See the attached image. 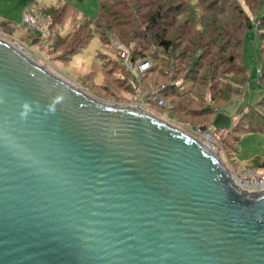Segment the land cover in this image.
I'll list each match as a JSON object with an SVG mask.
<instances>
[{
  "label": "water",
  "instance_id": "obj_1",
  "mask_svg": "<svg viewBox=\"0 0 264 264\" xmlns=\"http://www.w3.org/2000/svg\"><path fill=\"white\" fill-rule=\"evenodd\" d=\"M236 178L0 39V264H264V192Z\"/></svg>",
  "mask_w": 264,
  "mask_h": 264
},
{
  "label": "trees",
  "instance_id": "obj_2",
  "mask_svg": "<svg viewBox=\"0 0 264 264\" xmlns=\"http://www.w3.org/2000/svg\"><path fill=\"white\" fill-rule=\"evenodd\" d=\"M98 1L99 9L96 16L82 14L78 6L70 0L60 3L64 7L66 6L68 11L72 10L87 18L85 25H80L81 28L83 27L82 30L94 25L104 43L110 42L113 38L117 39L121 46L119 49L129 53V60L134 65L138 64L140 60L151 61L150 68L142 72L139 79L135 77L134 71L121 64L123 69H126L127 75L135 80V89L142 91L146 82L151 83L150 79L153 75L166 77L165 80L156 82L145 93L149 94L153 90H159L164 105L156 103L149 97L146 99L147 102L153 103L159 108L168 107L181 110L185 114L205 113L206 116H209L208 118L211 117L213 120L221 107L214 102L215 99L218 100V96H222L218 101H221V98L225 96H231L226 100L229 102L233 98L241 96L243 92L238 90L232 95L230 92L233 93L234 88H223L220 79L223 77L231 85L236 83L237 87H243L249 83L250 71L245 63L244 45L247 33L253 28V19L250 13H253L254 8L248 5V1L244 0L245 4L241 0H200L201 3H198V0L195 3L193 0ZM64 7L62 14L65 12ZM58 9V7L51 11L42 9L51 20L49 23L51 35L55 32L53 26L56 19L53 13H56L54 11ZM226 10L236 12L232 20L237 23L234 26L236 29L239 31L243 29L241 34L231 33L225 26L221 27L218 19L214 17L222 14L223 11L227 12ZM184 17L185 23H179V20ZM190 25L194 30L186 36H182L183 29L185 27L188 29ZM258 26L260 36L264 35V13L261 15ZM197 28H202V30L197 31ZM27 31L37 38L44 37L41 31ZM96 33L91 32L84 37L83 33H77L72 41L71 52L75 53L77 48L84 47L86 40L94 37ZM257 36L261 43L258 54L259 81L264 84V45L259 35ZM225 37L230 40L226 44L222 41ZM66 40L62 39V42H66ZM130 47L132 49L128 51L126 48ZM230 49L232 52L228 54ZM181 78L184 82H191L193 88L185 90L177 85ZM211 90L215 91L213 98L208 97V94L212 95L209 93ZM167 96L172 97L170 101L167 100ZM241 113V121L232 127L236 134L235 148L237 150L241 132L264 131V97L257 103L249 104ZM260 167L264 169V160Z\"/></svg>",
  "mask_w": 264,
  "mask_h": 264
},
{
  "label": "rangeland",
  "instance_id": "obj_3",
  "mask_svg": "<svg viewBox=\"0 0 264 264\" xmlns=\"http://www.w3.org/2000/svg\"><path fill=\"white\" fill-rule=\"evenodd\" d=\"M70 1L78 6L82 14L96 16L98 12V0ZM195 1L197 2V0H193L194 3ZM198 1V3H201L200 0ZM241 1L245 4L244 0ZM245 1H248V5L254 8V14L252 12L250 13L253 19V28L247 33L244 45V58L250 71V81L243 87H237L236 83H232L231 85L223 77L220 79L223 88H234L233 93L230 92L232 95L238 90H242L243 92L241 96L235 97L229 102H226V100L231 98L230 95V97L225 96V100V97L221 98V101L218 100L222 96H218V100L215 99L214 102L221 107L213 120H211V117L208 118L209 116H206L205 113H198L197 115L185 114L181 110H174L168 107L159 108L153 103L147 102L146 99L152 91L149 94L145 93L150 90L156 82H161L165 80L166 77L162 75H153L150 79L151 83L146 82L145 88L142 91L135 89V80L127 75L126 69H123L121 65L123 64L126 66L124 57L122 56L123 51L119 49L121 48L119 41L113 38L110 42L104 43L99 32L95 30L94 25L93 27L82 30L83 27L81 28L80 25H85V19L87 18L83 17V15L76 14L72 10L68 11L66 6L64 7L63 4L60 3L64 2V0H37L35 3H33V0H0V14L4 15L0 16V39L6 40L17 46L41 65H44L55 74L81 87L102 101L134 108L141 107L146 112L191 133L205 145L208 147L210 146V149L218 152L233 174L243 179L248 178L250 181H253L254 176H246V172L249 171L251 175H254L256 170H263L260 165L262 160H264V131L241 132L239 134L240 137L237 150L235 148L236 134L233 132L232 127L241 121V111L243 112L249 104L257 103L264 97V84L259 81L260 74L258 67V54L261 49V43L257 36L259 35L264 45V35L260 36V29L258 26L261 15L264 13V11H262L264 8V0ZM28 3L29 5L32 3L33 9L39 12L41 17L39 21L42 31L36 30L43 33L44 37L42 36L41 39L30 34L27 31V27L24 25L20 26L18 24L23 18L22 11ZM233 6H235L234 3ZM55 7L59 9L54 11L56 13H53L56 21L53 26L55 29L54 35H51L49 32V23L51 20L42 9L51 11L55 9ZM63 7L65 8L64 14H62ZM226 11L227 12L223 11L222 14L214 17L218 19L221 27L225 26L231 33L241 34L243 29L240 31L236 29L234 26H236L237 23H234L232 20L236 12ZM42 14L45 16V19L42 17ZM12 19L15 22L11 21ZM185 20V17L183 19L181 18L179 23H185ZM61 21H63V23H61ZM44 29L47 31H44ZM183 30L181 34L182 36H186L190 31L194 30V28L190 25L188 29L185 27ZM196 30L201 31L202 28H197ZM79 32L83 33V37L91 32L97 33L91 39L86 38L87 42L85 46L77 48L74 53L71 52L70 48L73 47L72 41ZM62 39L67 40L66 42H62ZM222 41L226 44L230 40L225 37ZM116 42L119 43V45L116 44ZM132 47L126 49L131 51ZM231 52L232 50L230 49L228 54ZM143 61L140 60L136 65H139ZM214 61L216 60L214 59ZM127 69L129 68L127 67ZM133 73L135 77L138 79L140 78V72ZM177 84L185 90L193 88L191 82H184L182 78L178 80ZM209 93L212 95L208 94V97L213 98L215 91L211 90ZM167 97L168 101L172 98L171 96ZM211 102L213 103V100ZM198 128L202 130L200 134L195 132L196 130L198 131ZM204 131L210 133L212 135L211 138L210 136H206ZM256 178H259V176H256ZM255 190H260V187L255 188Z\"/></svg>",
  "mask_w": 264,
  "mask_h": 264
},
{
  "label": "built area",
  "instance_id": "obj_4",
  "mask_svg": "<svg viewBox=\"0 0 264 264\" xmlns=\"http://www.w3.org/2000/svg\"><path fill=\"white\" fill-rule=\"evenodd\" d=\"M36 1L37 0H33V3H35ZM30 4L31 5H29L27 7V9H25V11L23 13L22 25L27 27V30H29V31L41 30L40 29V21H39V18H41V17L39 15V12H37V11H35L33 9L32 3H30ZM42 17L45 19L44 15ZM44 31H47V30L44 29ZM116 44L119 45V43H117V42H116ZM122 56L124 57L125 65L131 71H134V72H137V73H139V72L142 73V72L146 71L147 69L150 68V66L152 64L150 60H144L139 65H134L129 60L128 53L126 51L122 52ZM177 85H179V84H177ZM148 97H150L156 103L164 105V102H163L162 98L159 95V90L152 91L149 94ZM195 132L200 134L202 132V130L200 128H198V131L196 130ZM205 133H206V136H208V137L210 136V138H211L212 135L210 133H207V132H205ZM246 176H254V179H253V181H250V179H248V178L243 179V178L240 177L242 180L246 181L247 183H250V184H247L246 186H242V188H244V189H246V190H248L250 192H264V169L262 171L256 170V173L254 175H251V172L247 171L246 172ZM256 176H259V178H256ZM237 177H239V176H237ZM254 184L257 185V186L256 187L253 186ZM257 187H260V190H258V191L255 190V188H257Z\"/></svg>",
  "mask_w": 264,
  "mask_h": 264
},
{
  "label": "bare ground",
  "instance_id": "obj_5",
  "mask_svg": "<svg viewBox=\"0 0 264 264\" xmlns=\"http://www.w3.org/2000/svg\"><path fill=\"white\" fill-rule=\"evenodd\" d=\"M17 47V46H16ZM18 48V47H17ZM22 53H24L20 48H18ZM25 55H27L28 57H30L28 54L24 53ZM31 58V57H30ZM210 147V146H209ZM236 181L238 182V184H240L241 186H246L247 184H250V183H247L246 181L242 180L240 177H237L236 178ZM253 186H257V185H253Z\"/></svg>",
  "mask_w": 264,
  "mask_h": 264
},
{
  "label": "clouds",
  "instance_id": "obj_6",
  "mask_svg": "<svg viewBox=\"0 0 264 264\" xmlns=\"http://www.w3.org/2000/svg\"><path fill=\"white\" fill-rule=\"evenodd\" d=\"M23 107H24L25 111L21 112L20 115H21L22 118H26L27 115H28V113H29L30 111H32V109H29V107H28L27 104H24Z\"/></svg>",
  "mask_w": 264,
  "mask_h": 264
},
{
  "label": "crops",
  "instance_id": "obj_7",
  "mask_svg": "<svg viewBox=\"0 0 264 264\" xmlns=\"http://www.w3.org/2000/svg\"><path fill=\"white\" fill-rule=\"evenodd\" d=\"M28 5H29V3L26 4V7H27ZM26 7H25V9H26ZM25 9L22 11V13H24ZM0 16H4V15L0 14ZM11 21L15 22L13 19H12ZM16 23H17V22H16ZM18 24H19L20 26L22 25V19H21V21H19Z\"/></svg>",
  "mask_w": 264,
  "mask_h": 264
}]
</instances>
